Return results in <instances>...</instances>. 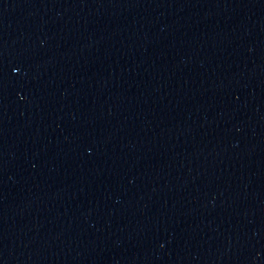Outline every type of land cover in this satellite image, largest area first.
I'll return each mask as SVG.
<instances>
[{
	"label": "water",
	"instance_id": "95a60500",
	"mask_svg": "<svg viewBox=\"0 0 264 264\" xmlns=\"http://www.w3.org/2000/svg\"><path fill=\"white\" fill-rule=\"evenodd\" d=\"M0 264H264V0H0Z\"/></svg>",
	"mask_w": 264,
	"mask_h": 264
},
{
	"label": "snow or ice",
	"instance_id": "6c2138e0",
	"mask_svg": "<svg viewBox=\"0 0 264 264\" xmlns=\"http://www.w3.org/2000/svg\"><path fill=\"white\" fill-rule=\"evenodd\" d=\"M13 71H15V68L13 69Z\"/></svg>",
	"mask_w": 264,
	"mask_h": 264
}]
</instances>
